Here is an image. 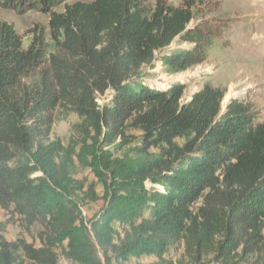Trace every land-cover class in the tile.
Here are the masks:
<instances>
[{"label": "trees", "instance_id": "16d2710c", "mask_svg": "<svg viewBox=\"0 0 264 264\" xmlns=\"http://www.w3.org/2000/svg\"><path fill=\"white\" fill-rule=\"evenodd\" d=\"M203 6L0 0L1 9L50 14L58 47L45 66L41 37L24 49L14 26L0 21V209L28 232L40 228L36 247L7 240L0 223V264H170L173 248L189 264H264L258 113L241 100L222 113L226 93L210 85L183 104V83L157 89L141 81L144 67L178 38L194 47L163 57L173 72L205 62L214 36L190 28ZM106 95L110 101L100 105ZM60 108L83 121L79 150L51 139ZM131 131L141 137L137 154L158 156L102 173L100 145L131 144ZM78 163L96 173L101 193L92 185L85 191ZM100 201V212L85 221L81 206Z\"/></svg>", "mask_w": 264, "mask_h": 264}, {"label": "rangeland", "instance_id": "374dc122", "mask_svg": "<svg viewBox=\"0 0 264 264\" xmlns=\"http://www.w3.org/2000/svg\"><path fill=\"white\" fill-rule=\"evenodd\" d=\"M93 0H71V2ZM205 6L196 12L195 20L190 28L200 25L206 28L214 37L211 44L206 48V60L203 64L192 67L185 72H173L163 60L164 56L177 54L180 51L190 50L194 47L190 42H185L181 38L167 49L157 53L156 60L151 66L144 67L141 81L151 88L167 89L175 83H183L186 86L183 104L191 101L193 95L202 90L205 85L223 90L226 105L222 104V113L225 112L227 105L232 100H241L250 104L253 111L259 115L258 122L264 123V0H202ZM156 0H148L152 6ZM172 6L178 7L183 0H168ZM218 4V10L211 12L214 5ZM63 12L64 8L55 9ZM0 21L13 25L18 34L22 37L24 49H28L34 41L35 36H40L45 42V61L49 65V57L57 54L58 47L50 36V14L31 11L21 14L14 10L0 8ZM210 29V30H209ZM230 96V97H229ZM110 95L99 99V104L109 102ZM223 101V102H224ZM80 119L75 113L60 108L56 114L51 139L60 141L64 147H75L82 140L80 134ZM130 142L126 145L122 140L116 144H101L98 157H103L101 168L102 173L106 172L112 165L142 164L158 156V152L151 151V157H142L137 154L134 147L141 143L138 132L131 131ZM105 153V154H103ZM107 162L108 164H105ZM77 177L85 182V191L90 185L101 193L102 186L100 179L93 172L91 167L83 166L78 163ZM85 194H81V198ZM103 206V202H85L81 206L82 217L89 221L96 216ZM0 223L5 226V237L9 241L26 239L30 244L40 247L38 241L39 227H34L30 232L22 228L20 222L11 218L10 214L0 209ZM90 228V227H89ZM170 264H185L183 249L180 251L174 248L167 256ZM61 264H69L61 259ZM129 264H157L154 258H133ZM189 264V263H188Z\"/></svg>", "mask_w": 264, "mask_h": 264}, {"label": "bare ground", "instance_id": "6f19581e", "mask_svg": "<svg viewBox=\"0 0 264 264\" xmlns=\"http://www.w3.org/2000/svg\"><path fill=\"white\" fill-rule=\"evenodd\" d=\"M230 97V96H229ZM227 99L223 102V105L226 103ZM226 105V104H225Z\"/></svg>", "mask_w": 264, "mask_h": 264}]
</instances>
